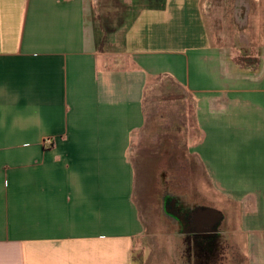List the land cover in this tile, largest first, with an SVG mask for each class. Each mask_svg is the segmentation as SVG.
<instances>
[{
    "label": "crops",
    "instance_id": "1",
    "mask_svg": "<svg viewBox=\"0 0 264 264\" xmlns=\"http://www.w3.org/2000/svg\"><path fill=\"white\" fill-rule=\"evenodd\" d=\"M97 3L0 0V264H135L132 155L159 77L196 101L191 154L264 264V0H231L228 39L217 0Z\"/></svg>",
    "mask_w": 264,
    "mask_h": 264
},
{
    "label": "rangeland",
    "instance_id": "2",
    "mask_svg": "<svg viewBox=\"0 0 264 264\" xmlns=\"http://www.w3.org/2000/svg\"><path fill=\"white\" fill-rule=\"evenodd\" d=\"M99 2H112L122 8L128 0H98L97 5ZM217 2L219 12L228 21L224 27L228 39L233 26L232 3L231 0ZM261 27L264 34V26ZM232 39L226 46L234 52L235 58H246L249 50H245L238 39L235 42ZM144 101L145 126L132 155L136 170L133 198L145 226L144 237L134 243L135 264H251V253L246 252L243 245L245 238L236 232V205L209 182L198 157L191 154L198 134L196 101L186 89L164 77L148 85ZM165 196L180 200L183 213L188 207L201 210L211 207L223 213L222 245L217 248L216 258L206 262L189 253V242L178 222L164 213Z\"/></svg>",
    "mask_w": 264,
    "mask_h": 264
},
{
    "label": "flooded vegetation",
    "instance_id": "3",
    "mask_svg": "<svg viewBox=\"0 0 264 264\" xmlns=\"http://www.w3.org/2000/svg\"><path fill=\"white\" fill-rule=\"evenodd\" d=\"M163 202L164 213L178 222L181 232L189 242V253L206 259V262L216 258L217 248L222 245L220 236L224 232L221 228L224 218L215 222L213 214L194 207H188L183 213L182 202L168 196L163 198Z\"/></svg>",
    "mask_w": 264,
    "mask_h": 264
},
{
    "label": "water",
    "instance_id": "4",
    "mask_svg": "<svg viewBox=\"0 0 264 264\" xmlns=\"http://www.w3.org/2000/svg\"><path fill=\"white\" fill-rule=\"evenodd\" d=\"M204 210H205V212H208L210 214L215 215V219H214L215 222L217 219H221L223 217V213L214 209V208H206ZM201 230H203V229H201Z\"/></svg>",
    "mask_w": 264,
    "mask_h": 264
},
{
    "label": "built area",
    "instance_id": "5",
    "mask_svg": "<svg viewBox=\"0 0 264 264\" xmlns=\"http://www.w3.org/2000/svg\"><path fill=\"white\" fill-rule=\"evenodd\" d=\"M43 142H44V144H45V143H49V139H46V140H44Z\"/></svg>",
    "mask_w": 264,
    "mask_h": 264
}]
</instances>
